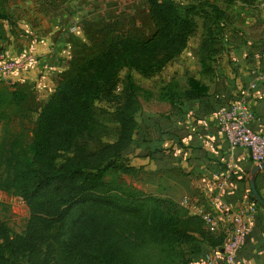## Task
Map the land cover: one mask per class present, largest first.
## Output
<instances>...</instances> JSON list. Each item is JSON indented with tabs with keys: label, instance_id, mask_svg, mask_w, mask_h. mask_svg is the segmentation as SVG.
I'll use <instances>...</instances> for the list:
<instances>
[{
	"label": "trees",
	"instance_id": "trees-1",
	"mask_svg": "<svg viewBox=\"0 0 264 264\" xmlns=\"http://www.w3.org/2000/svg\"><path fill=\"white\" fill-rule=\"evenodd\" d=\"M144 1L151 36L111 43L43 106L26 146L21 149L18 139L1 146L6 155L0 163V190L22 200L29 217L23 232L15 235L0 220V264L18 259L25 264H151L144 257L149 244L159 248L161 264H191L205 247L221 248L223 233L206 232L200 218L188 216L173 199L107 182L104 178L115 163L90 164L84 154L72 151L92 132L93 104L113 96L120 69L153 77L187 49L195 33V8L180 13L169 0ZM218 1L232 5L247 0ZM189 82L184 93L176 92V82L166 84L160 100L173 103L178 95L194 100L196 90ZM27 98L14 86L0 87V125ZM131 112L117 119L120 131L111 146L113 160L125 157L139 130L137 117L142 114L137 116V104ZM70 152L72 156L59 163L61 155ZM114 168L122 175L137 173L128 163Z\"/></svg>",
	"mask_w": 264,
	"mask_h": 264
},
{
	"label": "rangeland",
	"instance_id": "rangeland-1",
	"mask_svg": "<svg viewBox=\"0 0 264 264\" xmlns=\"http://www.w3.org/2000/svg\"><path fill=\"white\" fill-rule=\"evenodd\" d=\"M169 1L180 13L186 7L195 8L196 30L189 40L193 58L190 61L200 66V72L217 64L216 57L225 48L230 47L237 56H242L244 52L264 44V11L259 6V0L237 1L232 5L218 0ZM1 2H4V8H0V13L4 15L3 23L0 22L1 51L8 55L33 53L36 65L29 80H17L15 77L0 80V87L10 90L14 86L28 96L22 106L10 111L6 124L0 125V163L6 155L1 146L14 139L22 141L21 149L26 146L40 110L56 97L62 84L78 76L90 59L121 38L145 40L153 32L144 0ZM182 64L183 61L176 58L153 77L128 68L120 69L113 96L96 100L93 104L95 125L92 132L78 140L72 151L84 154L90 164L115 163L116 167L118 163L130 165L142 162L129 154L130 148L124 158L112 159L115 150L111 146L117 141L120 131L117 119L119 115L126 117L134 112L136 104L137 116L139 112L140 115H145L147 111L159 115L166 112L168 107L160 100L165 83L176 82L178 93L187 84L186 81L192 79L178 72ZM5 147L8 149L7 145ZM68 156H72V152L62 154L59 163ZM114 166L108 171L105 181H116L145 195L170 196L183 203L182 196L185 195H181L176 187L169 189L166 184H161L159 175L143 170L134 175H122ZM185 197L189 198V195ZM28 217L29 210L22 200L0 190V220L7 225L11 235L23 232ZM147 246L145 261L151 259V264H161L159 248L153 244ZM203 251L208 253L206 247ZM25 263L24 259H18L9 264Z\"/></svg>",
	"mask_w": 264,
	"mask_h": 264
},
{
	"label": "crops",
	"instance_id": "crops-1",
	"mask_svg": "<svg viewBox=\"0 0 264 264\" xmlns=\"http://www.w3.org/2000/svg\"><path fill=\"white\" fill-rule=\"evenodd\" d=\"M1 1L0 8H4ZM0 14L3 23L4 15ZM190 49L186 54L193 60ZM223 50L216 57L217 64L204 71L200 72V66L193 61L190 69L179 72L192 78L189 81H193L195 99L187 100L184 95H178L173 103L162 99L168 107L166 112L159 115L147 111L137 117L139 130L134 132L129 150L134 159L142 161L131 163V167L159 175L161 184L169 189L178 188L181 195H189V198L182 196L183 203L168 198L176 201L188 216L200 218L204 230L211 235L222 232H212L204 225L203 217L209 210L204 197L207 192L217 193L225 208H236L242 202L256 204L248 181L256 164L247 151L230 147L222 137L216 123L217 111L254 85L249 91V126L252 131L264 134V44L242 56H237L230 47ZM189 81L182 93L189 89ZM255 188L264 201V170L257 173ZM256 207L251 231L231 264H264V210L257 204ZM223 227L221 224L220 229ZM207 250L208 253L203 251L191 264H227L214 260L218 249L207 247Z\"/></svg>",
	"mask_w": 264,
	"mask_h": 264
},
{
	"label": "built area",
	"instance_id": "built-area-1",
	"mask_svg": "<svg viewBox=\"0 0 264 264\" xmlns=\"http://www.w3.org/2000/svg\"><path fill=\"white\" fill-rule=\"evenodd\" d=\"M259 6L264 11V0L259 1ZM188 51L189 44L177 58L179 61H183V64L178 67V72H186L193 66L186 54ZM35 61L33 53L8 55L7 52L4 53L0 49V80L13 77L17 80H29L34 75ZM251 88H254V85H251L227 106L219 108L216 113V123L218 131L228 145L232 148L244 149L251 161L258 165L264 162V134L252 131L249 126L251 121L249 91ZM204 197L209 207L203 217L204 225L210 231H221L224 235L222 246L214 255V260L231 264L251 231L257 207L254 203L242 202L236 208H225L220 203L218 194L213 191L207 192ZM221 224L224 226L223 229H220Z\"/></svg>",
	"mask_w": 264,
	"mask_h": 264
},
{
	"label": "water",
	"instance_id": "water-1",
	"mask_svg": "<svg viewBox=\"0 0 264 264\" xmlns=\"http://www.w3.org/2000/svg\"><path fill=\"white\" fill-rule=\"evenodd\" d=\"M260 170H264V162L258 165L253 166V168L251 169L250 173H249V187H250V191H251V195L253 197L254 202L264 210V201L261 199V197L259 196L258 192L256 191L255 188V179L257 176V173Z\"/></svg>",
	"mask_w": 264,
	"mask_h": 264
}]
</instances>
